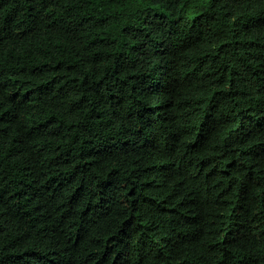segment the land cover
Returning a JSON list of instances; mask_svg holds the SVG:
<instances>
[{
    "label": "trees",
    "instance_id": "trees-1",
    "mask_svg": "<svg viewBox=\"0 0 264 264\" xmlns=\"http://www.w3.org/2000/svg\"><path fill=\"white\" fill-rule=\"evenodd\" d=\"M0 264H264V0H0Z\"/></svg>",
    "mask_w": 264,
    "mask_h": 264
}]
</instances>
